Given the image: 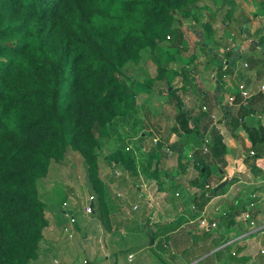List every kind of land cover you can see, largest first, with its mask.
I'll list each match as a JSON object with an SVG mask.
<instances>
[{
  "label": "trees",
  "instance_id": "16d2710c",
  "mask_svg": "<svg viewBox=\"0 0 264 264\" xmlns=\"http://www.w3.org/2000/svg\"><path fill=\"white\" fill-rule=\"evenodd\" d=\"M199 1L0 0V264H32L39 258L49 221L37 185L47 179L53 164L66 160L69 150L82 156L94 194L93 214L109 227L107 190L95 150L98 137L108 136V127L116 119L130 118L136 109L134 83L129 85L123 79V71L129 63L138 64L142 51L149 49L157 74L137 87L150 90L155 82L168 81L162 61H172L171 53L185 51L175 15L191 16V8ZM263 7L264 2L261 11ZM247 22L243 17L236 20L239 29ZM260 42L264 43V37ZM166 54L169 58L165 59ZM256 63L248 60L249 69ZM227 68L218 71L219 82L227 76ZM182 81V87L191 82ZM200 88L197 86L199 117L205 106ZM231 93L235 104L244 103L238 117L225 114L232 128L250 115H264L261 93L246 101L237 88ZM168 95L174 100L177 128L182 134L196 135L195 129L189 131L191 117L183 110L176 90ZM133 119L137 121L136 114ZM245 129L251 148L264 144V127ZM209 136L212 161L193 163L198 174L193 186L200 191L195 205L199 208L209 200L206 194L215 196L223 190L206 188L210 168L226 155L222 137L216 131ZM156 155H149L143 168L148 172L153 159L157 160L149 174L152 178H158V166L166 156ZM177 160L181 164L179 157ZM136 161L128 147L106 158V163L132 176L138 175ZM149 235L154 242V234Z\"/></svg>",
  "mask_w": 264,
  "mask_h": 264
},
{
  "label": "rangeland",
  "instance_id": "374dc122",
  "mask_svg": "<svg viewBox=\"0 0 264 264\" xmlns=\"http://www.w3.org/2000/svg\"><path fill=\"white\" fill-rule=\"evenodd\" d=\"M263 2L264 0H200L194 7L191 8V16L183 17L181 12L176 13V26L179 27L180 25V29L183 32L184 41L181 46L185 51L176 53L180 63L176 62L174 52L171 53V56L173 55L172 61H169L170 59L162 61L166 71L168 70L166 72V78L168 81H157L152 85L150 90L139 89L137 85L141 84L144 79H153L157 74L156 64L153 61L152 52L149 51V49H146L142 51L141 60L138 64H127L123 71V79H125L129 85L134 83L133 87L136 94L135 108L137 109H135L134 112H131L133 115L130 118L116 119L113 126L110 125L108 127L110 131L109 135L100 138L98 137L99 146L95 150L99 166L101 167L100 176L104 181L107 190V208L109 212V205L111 206L113 212H115V216H119L115 211L118 204L120 209H123V206L125 205L128 208V201H131L133 198L130 193V190L132 189L129 190L131 185H128L131 181L126 178L125 175L134 180L138 177V175L132 176L124 172L123 173L125 175H121L118 178L113 176V173H116V168L106 163V158L117 149L128 147L134 152V154L136 152V165L141 171L144 168L145 162H148L149 155L155 154L154 152L161 150L164 139L167 138L169 140L174 135L175 140L180 143L179 150L175 149L176 153L172 158L174 165L178 164L176 154L179 155L178 157L180 162H182V160L186 161V157L189 154H194L199 157L205 164H209L212 161L211 159L208 160L205 156H201L199 153L201 138L208 137L209 133L213 131H216L218 134V131L215 127L209 130L210 126L208 123L200 125L197 124V122L199 120L201 121V119L204 121L206 114L210 113V110L208 109L206 112H201V119L198 117L200 113V108L198 107L200 106V97L197 94V86L202 84L200 89H206L208 82L213 81L214 83V81H218V71L223 66L225 59L224 54H229L231 52L239 59L238 61H240L242 65L246 63L247 66H242V71H237L236 62L238 61H234L233 59L231 66H233L236 76L234 79H231L229 76L225 79L223 78L220 81L218 89H216L218 90L217 94H219L220 101L226 106V112H230L231 106L238 105L237 103L231 106L227 104V95H229L231 87L236 86L239 82H241L244 85L248 84L247 86H249L251 92L257 93L260 87L264 86V70L257 76H253L250 83H246L245 81V78L247 77L245 72H248L247 70L249 69V57L246 56L254 54L252 56L253 59L256 56L255 54H257L261 61L264 62V43L262 44L260 42V38L264 37V22L261 20V16L264 14V7L261 11ZM240 17L246 18L248 22L239 29V26L236 24V20ZM177 20L179 23H177ZM202 48H206V50L209 51V55L212 58L209 62H207L202 56V53H204ZM164 58H169L168 54L164 55ZM245 59H247V61H245ZM195 69L197 70V75L193 72ZM210 70H214V73L208 74L210 73ZM207 75L208 78L205 77ZM211 75L214 77L213 80ZM181 78L191 81L187 87H182L183 82L181 81ZM197 80L200 82L202 81V83ZM234 81L236 83H234ZM174 89L176 90V95L181 100L183 110H185L188 115L193 118L196 116L194 119L191 118L192 121L190 119V130L188 129L190 132L195 129L197 132L196 135L192 134L193 132L190 134H182L184 131L177 128V125H175L174 100L168 95V91ZM205 103V106L210 108L213 113L219 112V110L221 111L214 99L211 98L210 101L206 100ZM138 108L140 109L139 112L144 111V120L138 116L137 121L136 119H133ZM197 111L199 113H197ZM174 126L175 129H173ZM225 135L226 139H230V133L228 131ZM154 139L158 140L156 144L153 143ZM182 143L188 147L185 148ZM156 161V159H153L151 165H155ZM188 162L190 163L189 160ZM180 165L184 166L182 163H179V166ZM220 167V165H214V171L217 172ZM165 168L166 169H163L164 171H162L159 167L160 172H158V177L162 181L163 185L166 183V187L160 186L158 188L160 192H169V186L173 183L171 180H175V178H173V173H167L173 172V170L171 171V166L166 165ZM186 168L182 167V169H180L181 172L177 174V179L174 185L181 190V195H185L186 193L192 194V192L195 194L196 192L198 196L200 191H197L196 188H192L188 185V182L192 177L189 175V171H185ZM72 171H75L77 176L78 181L76 182H80L77 189L84 187L87 195H91L90 188L88 187L89 183L87 180L86 165L83 158L77 152L69 150L66 160L62 163L53 164L49 170L47 179L43 182L40 181L37 185L41 198L47 205L46 213L47 215L54 213L55 216L62 215L65 217L64 212L72 214V207L76 206L79 211L74 217L81 218L83 222H87L88 225L92 224L93 221H97L92 214L85 215L83 211L82 214L80 213L81 210H83L81 208H84L83 202L86 198V194H81L80 197L77 196V199H75L70 194V189H67L70 185L68 182ZM165 172L166 176L164 175ZM177 181H179L180 184H176ZM139 184L140 182L137 181L135 186L137 187ZM220 184L221 183L214 187L212 186L211 189L213 192L214 188ZM71 189L76 190L74 187ZM117 195L119 196L117 197ZM186 199L189 200V197H186ZM119 200L123 202H120ZM159 201L160 204H162V200L159 199ZM63 202L67 204L66 208L62 207ZM166 206L167 208L164 210L161 211L160 209V214L162 215L161 219L172 221V219L175 218V213L173 214V208L170 210L171 205L166 204ZM94 208L95 207H93V209ZM168 211H170V213H168ZM187 216L190 219L194 218L193 214L190 212L187 213ZM87 217H90V219H87ZM125 217L128 218L129 215L125 214ZM65 219L66 221L64 226L62 228L60 227L59 230V242L62 241L64 244H67L68 242H74L73 240L76 236L74 227L76 226L77 221L74 227H71L68 219L66 217ZM170 223L167 222V227L166 229L164 228L167 232L172 231V227L175 224L173 222ZM138 224L134 221L132 225H126L127 230L121 232L118 220H115L113 226L111 227L108 222V231H111L112 235L116 232L119 235H113V238L115 239L114 241L116 244L118 243L119 249L117 248L118 250L115 251V249L112 248L111 258H109L111 253V250L109 251V246L112 244L109 245L107 238L98 239V236L90 231L91 225L88 227L89 230H85V234L82 239L84 241L83 245H88L93 251V253H89L90 256L95 254L102 257L104 261H107L105 256L108 254V260L112 261V263L114 260H117V264H232L235 260L229 257H225L223 261L220 260L217 262L216 260H218L217 258L220 254H224L227 251L235 249L238 243L243 242L244 239H246L243 238L233 242L227 245L224 251L222 250V252L220 251L216 254L212 251L216 249L215 247H218L217 244L219 242H213V239L216 235H218L217 232H214V230L210 231V233L209 231L205 232L197 228L199 223H194V225H190L191 228H187L185 230L183 229L190 235L184 244L181 237H183L182 234H185V232L182 230L181 233L168 235L167 237L160 239V241L156 235L154 245L150 247L148 232L145 230L144 224ZM65 226L69 227L72 231L71 239L68 238L67 234L63 233L62 229ZM159 228L160 227L157 226V229ZM61 234L63 235L62 239ZM253 238V236L247 237V241L245 242L255 243L256 248L264 246V235L258 238ZM233 240H231V242ZM181 248H183V250H181ZM175 250L177 252H175ZM129 254L133 257L130 262L127 261V256ZM41 255L42 252L40 256ZM114 257L117 258L114 259ZM261 259L264 260V255L259 258V260ZM55 261L57 260H53V264H55ZM91 264H94V262Z\"/></svg>",
  "mask_w": 264,
  "mask_h": 264
},
{
  "label": "crops",
  "instance_id": "0c3cea01",
  "mask_svg": "<svg viewBox=\"0 0 264 264\" xmlns=\"http://www.w3.org/2000/svg\"><path fill=\"white\" fill-rule=\"evenodd\" d=\"M227 55L228 54H224L225 59L222 66V67L228 66V68L226 69L227 76H225L224 79L228 76L231 79H234V77L236 76V72L234 71L233 66H231L232 64L231 62H233V59L234 61H238L239 59L236 58L235 55H232V57H230L229 59ZM253 55L246 56L249 57L248 58L249 61L255 60L257 62L255 68L248 69L247 70L248 72H245L247 76V77L245 76L246 83H250L253 76H257L260 72L264 70V62L261 61L260 57H258L257 54H255L256 56L252 59ZM202 56L207 62L212 60L211 56L208 54L204 55V53H202ZM174 58L176 59L177 63H180L177 54H175ZM245 61H247V59H245ZM245 64L242 65L240 61L236 62L237 65L236 70L242 71V66L244 67ZM193 72L196 73L197 70L195 69ZM213 73L214 70H210V73L208 74H213ZM195 75H197V73ZM205 77L208 78V75ZM211 78L212 80L214 79L213 75H211ZM200 83H202V81ZM234 83L236 82L234 81ZM219 85H220L219 81H214V83L213 81H211L207 83L206 89H200V91L203 92L202 96L204 97L205 101L206 100L210 101L211 98L214 99L215 103H217V106L219 109H221V111L219 110V112L213 113V111L210 108H208L210 110V113L206 114L205 120L207 121L205 120L202 121L201 117H199L198 115L201 121L199 120L197 124L200 125L203 123H208L210 126L209 130L215 127L216 130L218 131V134L222 137L223 143L226 145V155L224 156L222 161L217 160V164H216L218 166L220 165L221 167L219 168L218 172H215L213 168L214 166H212V168H210V176L208 178L210 180V185L213 187L219 183H225L223 190L218 192L215 196H210L206 194V197H209V200L206 203H204L200 208L196 207L195 205L197 204L196 192L195 194L192 192V194L186 193L185 195L184 194L181 195L180 192L181 190H179L174 184L177 179V174L181 172L180 169H182V167L179 166V162L177 165H174L172 159L173 155H175L176 153L175 149L179 150L180 143L177 140H175L173 135L169 140L167 138L164 139L161 150L154 152L157 154L156 156L166 154L165 158L161 161V164L158 166V168L160 167V170L164 171L166 169L165 168L166 165H170L171 171L173 170V172H167L168 174L173 173V178H175V180H171L173 183L171 186H169V192L167 191L160 192L158 190L160 186L166 187V183L165 185H163L159 177L152 178L148 176L150 172L153 171L155 165L151 167V169L148 171L149 173L147 171L144 172L143 169L141 171L140 169H137L138 177L135 180L129 178L121 170L116 169V173L115 172L113 173L114 177L118 178L121 175L122 176L125 175L126 178H128L131 181L128 185H131V187H129V190L132 189L130 190V193L133 199L131 201H128V205H129L128 208L125 205L123 206V209H120L118 204V207L115 208V211L116 213H118L119 216H115V212H113L111 206L109 205V209L111 212V213L108 212L109 225L110 227L113 226L115 220H118V223L121 227L120 230L121 232H123L127 230L126 225L130 226L135 221L136 224L138 223H140L141 225L144 224L145 230L148 232V234L149 232H151L154 234V236L157 235V238L160 241V239H163L168 235L181 233L183 229L185 230L187 228H191L190 227L191 224L194 225V223H199L202 219H206L210 222V224L215 223L216 227L214 229H208L199 225L197 226V228L205 232L209 231V233L212 230H214V232H217L218 235H216V237L213 239V242L215 243L219 242L217 244L218 247H215L216 249L212 251L215 252L216 254L220 251L222 252V250L224 251L227 245L236 242L240 239L246 238L244 239L243 242L238 243L235 249L227 251L224 254H220L217 258L218 260H216L217 262L220 260L223 261L225 257L226 258L229 257L235 260V262L233 261L234 263L232 264H264V260L262 259L259 260V258H261V256L264 255V246L256 248L255 243L245 242L247 241V237L253 236L254 238L256 237L258 238L264 235V231H262L264 230V144L258 145L257 148L255 149L251 148L247 136V131L245 129L250 125L254 126V128L256 129L258 126L264 127V115L263 114L259 116H257L258 114L250 115L246 117L238 127L232 128L231 125L228 124L227 121L228 119L225 116L226 106L225 104H222L219 98V94H217L218 90L216 89H218ZM200 87H202V84L200 85ZM247 87L249 88V86ZM235 88L236 86L231 87V90L229 91V95H232L231 92ZM214 90H215V94H214ZM251 93L252 96L255 94L254 92ZM229 95H227V97ZM243 104L244 103L234 106L230 105L231 109L230 112H228V116L230 118H234L235 116H237L238 109L240 105L243 106ZM204 105H206V103ZM261 107L262 105H260V108ZM139 108L137 110L136 115L142 120H144L143 117L144 111L139 112L140 110ZM175 113H174V121H175ZM197 113L199 112L197 111ZM213 115L215 116V118ZM194 118H196V116H194ZM225 129H226V133L227 131L230 133L229 135L230 139H226ZM207 138L209 139L211 145L210 136H208ZM182 145L185 148L188 147L184 145V143H182ZM251 151L252 152L254 151V155H250ZM136 155L137 154L135 152V156ZM256 155H260V157L254 160V157ZM176 156L178 157V154H176ZM205 157L208 160L209 159L212 160V157L209 154L206 155ZM199 159L200 158L197 157V160ZM181 163L184 164L185 168L187 167L185 171H189L188 173L192 177L189 180L188 185L191 186L192 188H195L193 186V182L198 179L197 178L198 174L195 170V166L192 163L186 162L184 160ZM160 170L158 171L160 172ZM164 175L166 176V172L164 173ZM76 181H78L77 176L75 174V171H72L70 180L68 182L70 183V185L68 186L67 189L68 190L70 189L71 191L70 194L75 199H77V196L80 197L81 194H86V198L83 202L84 203L83 207L85 208V206H90L89 203L90 196L87 195L86 189L84 187L77 189L80 182H76ZM137 181H139L140 184L136 187L135 184ZM176 184H180L179 181H177ZM142 185H146L147 186L146 193H148L151 198L158 201L159 206L158 207L156 206L155 209H150L149 204L146 203V197H148V194H144L143 199L139 197V193L142 192L140 188ZM73 187L76 188V190L71 189ZM88 187L90 188V194L93 196V194L91 193L92 191L90 185ZM197 191L199 190L197 189ZM176 194H178L177 197ZM186 197H189V200H187ZM159 199L162 200V204H160ZM166 204L171 205L170 210L173 208V214L175 213V218L172 219V221L161 219L162 215L160 214V209L162 211L165 208H167ZM135 205L138 206V210L133 211L132 207ZM78 211L79 209H77L76 206H73L71 213L73 216H76ZM82 211L83 210H81L80 212L81 214ZM188 212L193 214L194 217L193 219H190L187 216ZM168 213H170V211H168ZM125 214L129 215V217L128 218L125 217ZM246 215H248V218H246ZM46 216L48 218L49 224L44 232L43 241L40 247L42 255L32 264H53V260L55 259L59 262V264H80L81 262H82L81 264H91L92 262H94V264H117V260H114L112 263V261H109L108 259L111 258L112 248L115 249V251L119 249L118 243L116 244L114 241L115 239L113 238V235L114 236L115 234L117 236L119 235L117 234V232L112 235V232L110 231L111 232L110 233L108 231V228L106 229V226L100 221V217L98 214L95 215L93 214V217L97 219V221L92 220L93 223L89 225L87 222L86 223L83 222L81 218L75 217L77 224L75 227L74 226L73 227L75 229L76 236L73 240L74 242L71 243L68 242L67 244H64V242L62 241L59 242L60 239L59 230L60 227L62 228L64 226V223L66 221L65 219L66 216L65 217L62 215L55 216L54 213L48 215L46 213ZM87 219H90V217H87ZM167 222L175 223L174 226L172 227L173 230L170 232H167L165 230L167 227L166 224ZM90 225H91L90 231L92 233H95V235L98 236V239L107 238L109 245L112 244L111 246H109V251L111 250L109 258L107 257L108 254L106 256L104 255L107 261H104L102 257H99L95 254L90 256V254L93 253V251L91 250V248H89L88 245L87 246L83 245L84 241L82 239L85 234V230H89L88 227ZM157 226L160 228L157 229ZM182 235L183 237H181V239L184 244L187 241V239L190 237V235L187 232H185V234ZM62 237L63 235L61 234V239ZM231 240L233 241L231 242ZM181 250H183V248H181ZM175 252L177 251L175 250ZM232 253H234L235 256H232ZM128 256H127V261H128ZM116 258L117 257H114V259Z\"/></svg>",
  "mask_w": 264,
  "mask_h": 264
},
{
  "label": "built area",
  "instance_id": "2783aa9c",
  "mask_svg": "<svg viewBox=\"0 0 264 264\" xmlns=\"http://www.w3.org/2000/svg\"><path fill=\"white\" fill-rule=\"evenodd\" d=\"M261 20L264 22V14L261 16ZM167 39H168V37H167ZM244 66L246 67V64ZM236 88H237V91H238V93H239L242 101H246L249 98H251L252 93H251V91L249 89H247L245 87L244 84L239 83L238 85H236ZM258 92L261 93L263 95V97H264V86H261L260 89L258 90ZM227 103L229 105H234L235 104V97L233 95H229L227 97ZM207 110H208V108L206 106H203L202 107V111L203 112H206ZM157 141H158L157 139H154V143H157ZM210 146L211 145H210L209 139L207 137L201 138V147H200V150H199V153L201 154V156H206V155L209 154ZM250 155H254V153L251 152ZM186 160L187 161L189 160L190 163H192V164L193 163L196 164V165L198 164L197 157L194 154L187 155ZM140 188H141L142 192L139 193V197L143 199L144 194H148V193H146L147 186L146 185H142ZM206 188H212V186L211 185H208V186H206ZM118 196L119 195H117V197ZM177 196H178V194H176V197ZM93 200H94V196H91L90 197V201H91L90 205L91 206H86L83 209V213L85 215H91V214H93V205H92V201ZM146 203L149 204L150 209H155L156 206L157 207L159 206L158 201H156L155 199L151 198L149 196V194H148V197H146ZM62 207L63 208H66L67 207V204L64 202L62 204ZM132 209H133V211H136V210H138V206L135 205V206L132 207ZM193 209H194V207H193ZM64 215L67 217L68 222H69V225L71 227H73L76 224L75 217L72 214H69V213H66V212H64ZM246 218H248V215H246ZM199 225L202 226V227H204V228H208V229H214L216 227V224L215 223H211L210 224V222L208 220H206V219H202L199 222ZM62 230H63V233L64 234H67L68 235V238L71 239V237H72V231L70 230V228L66 226ZM164 247H165V245H164ZM232 256H235V254L232 253ZM132 259H133L132 255H129L128 256V261L130 262ZM55 264H59V262L58 261H55Z\"/></svg>",
  "mask_w": 264,
  "mask_h": 264
},
{
  "label": "water",
  "instance_id": "95a60500",
  "mask_svg": "<svg viewBox=\"0 0 264 264\" xmlns=\"http://www.w3.org/2000/svg\"><path fill=\"white\" fill-rule=\"evenodd\" d=\"M224 185H225V183H221L219 186L215 187L214 192H217L220 189H222L224 187ZM152 245H153V239H152L151 235H149V246L151 247Z\"/></svg>",
  "mask_w": 264,
  "mask_h": 264
},
{
  "label": "clouds",
  "instance_id": "9594fccd",
  "mask_svg": "<svg viewBox=\"0 0 264 264\" xmlns=\"http://www.w3.org/2000/svg\"><path fill=\"white\" fill-rule=\"evenodd\" d=\"M186 162H188V161L186 160Z\"/></svg>",
  "mask_w": 264,
  "mask_h": 264
}]
</instances>
